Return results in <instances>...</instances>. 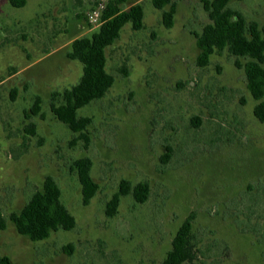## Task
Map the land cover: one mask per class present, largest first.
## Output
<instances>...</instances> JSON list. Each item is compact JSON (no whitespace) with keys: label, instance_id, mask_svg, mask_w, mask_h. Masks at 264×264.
Wrapping results in <instances>:
<instances>
[{"label":"rangeland","instance_id":"374dc122","mask_svg":"<svg viewBox=\"0 0 264 264\" xmlns=\"http://www.w3.org/2000/svg\"><path fill=\"white\" fill-rule=\"evenodd\" d=\"M97 1L29 0L17 9L0 0V215L20 212L53 177L76 219L73 230L38 242L8 220L0 256L13 264H162L195 212L189 264H264V123L235 57L226 50L197 64L196 36L210 22L204 0H174L171 29L163 23L170 7L124 0L123 9L143 6L144 28L127 24L107 49L115 83L79 111L91 119L87 139L55 117L52 106L83 75L68 57L73 41L101 26L89 19ZM229 7L264 28V0ZM168 146L174 155L164 165ZM83 158L99 185L88 205L73 167ZM122 180L148 183L150 196L144 204L122 198L110 218L106 205Z\"/></svg>","mask_w":264,"mask_h":264},{"label":"trees","instance_id":"16d2710c","mask_svg":"<svg viewBox=\"0 0 264 264\" xmlns=\"http://www.w3.org/2000/svg\"><path fill=\"white\" fill-rule=\"evenodd\" d=\"M29 0H9L12 7H26ZM124 0H112L101 18V26L91 37H82L73 41L69 59L83 65V75L78 84L65 89L60 95L62 104L53 105L55 117L71 132L86 138L85 131L91 119L81 117L79 111L94 101L101 100L115 83V78L107 71V49L120 38L122 29L129 23L135 31L144 28V8L141 4L129 9L121 8ZM231 0H204L209 23L197 37L200 51L197 64L207 67L213 55L228 51L236 58L235 65L243 69L247 89L257 102L255 117L264 123V28L256 22H248L237 11L229 7ZM153 5L164 10L163 23L167 29L174 26L176 3L174 0H152ZM241 60H245L242 63ZM39 101V98H37ZM39 103V102H38ZM39 108L32 110L36 114ZM197 127V126H196ZM30 133L35 134V126L30 125ZM174 150L168 146L161 160L164 165L171 163ZM92 160L79 159L74 163L82 186L83 203L88 205L96 196L99 185L91 175ZM132 196L139 204L147 202L150 196L148 183L135 186L122 180L119 190L107 203L105 214L113 218L118 214L122 198ZM196 219L192 212L182 223L172 241V249L162 264H189L197 257V241L193 232ZM10 221L17 232L33 242L44 241L58 230L71 231L76 227V219L62 202V191L53 177H47L42 188L36 191L20 212L12 213L8 219L0 215V230L6 229ZM72 251V245L67 246ZM71 253V252H70ZM0 264H13L11 259L0 256Z\"/></svg>","mask_w":264,"mask_h":264},{"label":"built area","instance_id":"2783aa9c","mask_svg":"<svg viewBox=\"0 0 264 264\" xmlns=\"http://www.w3.org/2000/svg\"><path fill=\"white\" fill-rule=\"evenodd\" d=\"M107 1L108 0H98L96 2V6L89 13V19L91 23L93 24L98 23L99 25H101L102 15L104 11L106 10L107 5L109 4ZM110 1L112 0H109V2Z\"/></svg>","mask_w":264,"mask_h":264}]
</instances>
